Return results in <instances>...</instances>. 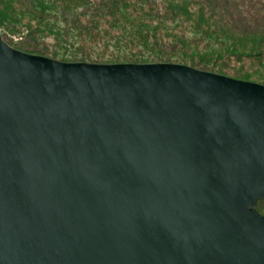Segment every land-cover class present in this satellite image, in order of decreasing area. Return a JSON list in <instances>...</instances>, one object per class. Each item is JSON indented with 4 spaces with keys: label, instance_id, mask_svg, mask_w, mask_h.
I'll return each instance as SVG.
<instances>
[{
    "label": "water",
    "instance_id": "obj_1",
    "mask_svg": "<svg viewBox=\"0 0 264 264\" xmlns=\"http://www.w3.org/2000/svg\"><path fill=\"white\" fill-rule=\"evenodd\" d=\"M263 198L264 84L0 36V264H264Z\"/></svg>",
    "mask_w": 264,
    "mask_h": 264
},
{
    "label": "rangeland",
    "instance_id": "obj_2",
    "mask_svg": "<svg viewBox=\"0 0 264 264\" xmlns=\"http://www.w3.org/2000/svg\"><path fill=\"white\" fill-rule=\"evenodd\" d=\"M202 4L85 0L70 11L59 0H0V36L21 51L60 61H167L264 84V34L224 23ZM139 34H146L143 42ZM255 207L264 214V198Z\"/></svg>",
    "mask_w": 264,
    "mask_h": 264
},
{
    "label": "trees",
    "instance_id": "obj_3",
    "mask_svg": "<svg viewBox=\"0 0 264 264\" xmlns=\"http://www.w3.org/2000/svg\"><path fill=\"white\" fill-rule=\"evenodd\" d=\"M89 2V0H86ZM153 1V0H151ZM155 1V0H154ZM195 2H203L201 6L208 9L210 6L217 10V14L223 17L224 23H229V20L235 22L231 24L233 27L241 31H258L264 34V0H193ZM60 6L63 9L76 11L82 8L85 0H59ZM118 12V8L109 12V15L114 16ZM123 17V15H121ZM146 35V34H145ZM144 34H139V39L145 40ZM160 56V55H159ZM164 62V61H159ZM167 62V61H166ZM131 63V62H130ZM146 63V62H144ZM258 83V82H257ZM258 202V201H257ZM256 208V207H255ZM258 211V210H257Z\"/></svg>",
    "mask_w": 264,
    "mask_h": 264
},
{
    "label": "clouds",
    "instance_id": "obj_4",
    "mask_svg": "<svg viewBox=\"0 0 264 264\" xmlns=\"http://www.w3.org/2000/svg\"><path fill=\"white\" fill-rule=\"evenodd\" d=\"M169 63H172V62H169Z\"/></svg>",
    "mask_w": 264,
    "mask_h": 264
}]
</instances>
